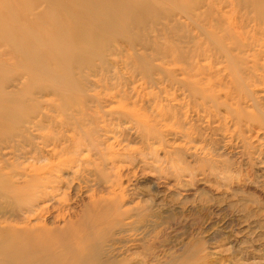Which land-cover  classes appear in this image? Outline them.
<instances>
[{"label":"rangeland","instance_id":"rangeland-1","mask_svg":"<svg viewBox=\"0 0 264 264\" xmlns=\"http://www.w3.org/2000/svg\"><path fill=\"white\" fill-rule=\"evenodd\" d=\"M195 1L167 2L164 12H174L178 27L170 32L160 27L164 17L152 26L155 33L143 30L142 40L157 37L146 50L136 45L133 53L123 43L132 41L126 36L123 42L98 36L63 44L70 89L34 72L8 88L18 90L26 83V117L40 106L47 118L26 133L15 129L30 142L0 153L1 173L16 189L10 194L13 199L0 200V233L7 234L3 239L0 234V264H264V125L246 114L264 120V71H257L256 81L247 78L240 67L254 73L252 61L238 67L237 56H246L215 43L225 29L216 30L215 39L208 25L202 23L199 31V24L182 16ZM197 1L204 9L210 1V13L215 14L230 13L236 3ZM8 12L26 25V0H0V14ZM18 25L9 28L16 32ZM248 29L254 32L252 24ZM188 31L198 37L206 33L201 35L206 52L199 63L193 62L205 68L206 94L194 100L185 87L173 83L186 80L179 68L191 59L172 62L170 38L178 34L181 44L175 57H183L190 49L183 43ZM261 48L255 49L262 57L259 63L264 60ZM144 52L155 57L142 61L153 83L132 64ZM227 52L235 58L226 60ZM16 55L0 44V80L30 71L24 66L30 63ZM94 63L98 69L93 71ZM103 67H110V79L103 74L106 83L101 84L97 71ZM80 84L84 88L75 90ZM43 88L46 94L40 95ZM81 92L95 102L85 101ZM119 94L131 99V108L136 101L153 119L167 109L177 118L150 119L140 127L118 106ZM95 95L108 100L95 104ZM201 101L204 107L198 111L193 105ZM181 121L190 128L189 137L177 126ZM41 157L46 159L39 163ZM32 178L40 186L34 195L28 187Z\"/></svg>","mask_w":264,"mask_h":264},{"label":"bare ground","instance_id":"bare-ground-1","mask_svg":"<svg viewBox=\"0 0 264 264\" xmlns=\"http://www.w3.org/2000/svg\"><path fill=\"white\" fill-rule=\"evenodd\" d=\"M33 1L34 3L32 0H26V25H24L23 21H21L22 19L18 18V16L14 13L8 12L6 14H0V44L14 50L15 54H17L16 56L18 57V60L30 63L27 67L26 64L24 65L25 69L28 68L30 70L29 72L20 73L15 78L12 77L0 80V142L2 143V146L0 145V153L4 149L9 150L11 153L19 147L21 142H30L26 140V131H29L30 127L39 126L41 124L38 123L39 120L43 122L47 118V115L40 111V106H38L37 109L32 110L31 116L26 117V83L22 82L24 85L18 90H8L10 86L14 85L15 81L26 79V75L29 77L34 72L35 74H39L40 77L44 76L45 79L50 80V82L60 83L65 90L70 89L73 85H71L70 81L67 80L69 69L65 66L67 63L64 64L69 57L63 47V44L70 46L75 41L84 42L89 38H97L98 36H104L107 39L123 42L122 40H124V37L126 36L131 38L132 41H125L126 43H123L128 46L133 53H135L133 48L136 45L146 50L149 45L153 46V44L157 43V37L155 36L153 40L150 38L147 40L145 39L146 41L142 40L144 37L143 30L155 33V30L151 29L152 26H154L155 23H161L159 19L164 17L166 21H164L160 27L167 28L169 32L175 27H178L176 25L177 19L175 18L174 12H164V8L167 7L165 4L167 2H171L172 4L178 3V5L180 3H182V5L185 4V0H144L143 2L133 0ZM235 1L236 3L234 4L235 7L233 11L230 13L228 12L227 14H224V12L223 14L210 13L212 10L211 2L209 1V3H207V7L204 9L197 0L191 8H187L186 11L184 10L181 14L183 16V13H185V17H187L190 21L195 22V24H199V31L200 27H204L202 23H204L205 27L208 25L211 29H208L207 31L212 38H217V34L214 35L216 30H222V28L225 29L224 34L219 39L217 38L215 43H220L228 51H230L229 47H233L239 54L241 53L246 56V58L237 56L238 67L239 62L246 63V61H252L251 68H253L256 72L253 73L251 70L248 72L246 66L240 67V69H243L242 72L247 75V78H252L253 81H256L254 76H258L256 75L257 71L259 69L264 71V60L259 63L262 57H259L260 54L255 51L256 47L259 46L262 47L261 49H263L264 52V0ZM238 7H240L239 10H237ZM156 8L157 12L152 14L150 10H155ZM240 10L245 13L239 14ZM251 12L254 13L251 15ZM144 17H146V19ZM9 24H21V26L18 25L16 27V32H19L16 33L11 31ZM251 24L253 25V33L250 29H248ZM194 28H196V26H194ZM231 29H235L238 33L232 34ZM24 30H26V32H24ZM204 34L206 33H200L198 37L197 34L188 31L183 43H186L187 47L190 49L183 57H179L177 55L175 57V54L179 51L178 42H181L178 34H174L175 37L173 38L172 35L170 38L173 44L172 62L181 63V60L188 58L191 59V61L181 63L179 68L181 73L186 75V80L183 82L173 80V83L180 84L183 88L185 87L188 94L190 93L192 100L201 97L200 95L202 92L206 94V90L203 89V83L205 81V68L203 65L193 63H199V58L206 52L204 48V38L201 37V35L204 36ZM133 36L140 38L141 42L133 40ZM182 37L184 36L182 35ZM239 38L244 39V41ZM193 46L194 48L191 49ZM117 53H120V51H117ZM74 54L77 55L76 53ZM217 54L220 53L217 51ZM69 56L70 58H74L71 54H69ZM223 56L226 60L235 58V56L231 55L229 52ZM194 57H197V61H193ZM154 58V55L144 52V54L135 55V63H132L135 65L137 71L140 70L141 72H146L144 75L145 77L143 78L147 83H153L154 80L151 76H149V74L147 75L148 66H145L142 61L151 60V62H153L152 59ZM49 61H53V63L58 62L59 65H51L49 64ZM96 69H98V67L94 63L93 71ZM63 71L66 73L65 76H61ZM99 71H97V73L101 74L98 82L104 84L106 83V78L108 77L106 73L110 72V67H103L102 70ZM212 78L213 76L209 75L208 80ZM108 79L110 78L108 77ZM258 81L262 83L261 78L259 77ZM80 85L74 87V89L78 90L80 88H84L83 84ZM84 90L85 89H82V91ZM38 93L40 95H44L46 94V89H40ZM54 95L56 97L59 96L57 91L54 92ZM80 97L85 101L95 102L92 100V97L88 98L86 94L85 96L82 95V92ZM95 97H93V99L99 100V102H96L95 104H100L101 102H106V100H108L105 97H97V95H95ZM115 97L119 99L116 100L118 106L126 109L132 117L131 119L138 122L140 127L143 126L141 123L148 122L150 119L155 122L157 119L168 120L169 118H177L174 116L176 113L174 110L169 109L168 111L167 109V111L163 113L159 112V114L153 119L145 112V109L137 106L136 101L132 102L133 108H131L129 106L130 102H128V100L130 101L131 99H126L123 94L115 95ZM70 99L72 100V97L69 98V100ZM209 99L214 105L219 104L216 96L210 95ZM178 105L180 106V103H178ZM64 107L67 106L63 105V109ZM161 107H163V105ZM193 107H196L198 111H200V109L203 110L202 107H204V102L201 101L200 103L193 105ZM55 110L59 111L60 109L55 107ZM83 110H85L84 107ZM198 111L197 113H199ZM241 112L242 111L240 110L239 113L241 114ZM246 114L248 118L252 119L251 121L258 120L257 122L259 124L264 125V120L262 118H258L259 116L254 114L250 115L249 113ZM82 116L84 119L89 118L85 113H83ZM101 121L105 123L106 119L102 118ZM177 126L181 128L184 136L189 137L190 128L185 126V121H181ZM15 129H21L25 133L19 134L15 131ZM45 159V157H41L36 160L40 163L45 161ZM34 171L36 172L34 173L35 177L38 174V170L34 168ZM1 172L2 171L0 170V200L13 199V196L10 194L13 195V192H16V189L13 188L12 185L8 184L11 182V179L8 178L5 173ZM35 178L30 179L29 185L27 184L28 187H30V192L33 193L32 195L36 194V192H38L37 189L40 188L37 184H33ZM42 188H44L43 185L41 187V191H43ZM68 188H70V186H68ZM98 201L104 202L107 200L99 198ZM8 226H11V224L8 223L6 227L1 228L4 229ZM4 233H6V231L0 233L2 239L7 238V236H5L7 234ZM9 264L15 263L10 262Z\"/></svg>","mask_w":264,"mask_h":264}]
</instances>
